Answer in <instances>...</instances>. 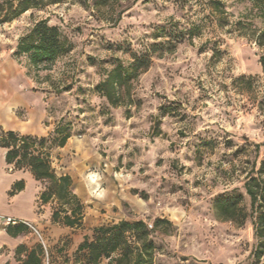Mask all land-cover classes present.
<instances>
[{
  "label": "rangeland",
  "instance_id": "1",
  "mask_svg": "<svg viewBox=\"0 0 264 264\" xmlns=\"http://www.w3.org/2000/svg\"><path fill=\"white\" fill-rule=\"evenodd\" d=\"M97 1L44 0L0 20V62L15 66L0 96H43L48 122L70 130L64 146L53 133L41 150L74 182L77 229L92 240L100 226L141 219L155 264H264L251 255L252 218L223 219L215 205L237 191L251 212L245 182L264 158L263 16L251 0H221L220 21L211 0ZM43 19L71 50L36 71L15 52ZM119 65L131 77L111 90L120 98L113 104L102 84ZM45 204L72 208L57 196Z\"/></svg>",
  "mask_w": 264,
  "mask_h": 264
},
{
  "label": "trees",
  "instance_id": "2",
  "mask_svg": "<svg viewBox=\"0 0 264 264\" xmlns=\"http://www.w3.org/2000/svg\"><path fill=\"white\" fill-rule=\"evenodd\" d=\"M251 1L264 18V0ZM43 2L44 0H0V20L4 22L13 20L31 8L43 7ZM106 3L107 0L95 2L97 5ZM210 3L215 19L217 21L223 19L225 11L223 2L211 0ZM121 18L122 15H119L115 23H118ZM191 38L192 34L189 35V39ZM257 43L264 45V28L257 35ZM70 50L71 44L60 28L50 25L47 19H43L36 22L30 31L20 38L15 54L25 56L34 70L41 71L50 69L61 56ZM260 62L264 71V55L261 56ZM137 68L135 66V70ZM131 70L134 71V69ZM130 77L131 75L119 65L108 76V80L102 84L107 97L113 104L119 103L120 98L113 96L111 90L117 84L122 85ZM53 133L61 135L58 138L59 146H64L71 136L70 130L65 126L54 128L50 135ZM50 135H23L18 131L5 130L0 125V147L7 149L6 161L13 165L14 169H29L37 180L44 183L45 188L40 195L42 203H49L57 196L64 200L65 204L71 205V209L66 206L54 209L52 221L77 227L82 206L72 189V178L67 174L57 176L51 168L48 155L41 150L44 149ZM56 139L57 136L54 140ZM23 186V181L16 182L10 194L20 191ZM245 189L250 198L251 212L249 214L240 205L243 201L241 192L233 191L220 196L215 205L219 216L223 219L245 222L248 217L252 218L257 244L251 255L256 260H260L264 258V158L260 167L257 170L256 167L253 168L252 173L248 176ZM165 222L166 220L157 219L155 226ZM6 230L9 235L14 237L23 233H33L30 227L23 223L9 224ZM151 231L146 221L141 219L132 221L122 219L112 225L100 226L95 229V238L92 240L84 238L74 253L77 256L81 253L85 260L76 258L74 264H100L104 258L109 259V264H155L153 252L156 245L150 238ZM45 244L49 255V264H53L56 260L53 251L58 255L61 248L58 247V243L51 246L48 243ZM23 251H26V254L21 257L20 254ZM16 253L18 255L17 264H46V252L40 239L31 249L20 245ZM115 254L118 256H114Z\"/></svg>",
  "mask_w": 264,
  "mask_h": 264
},
{
  "label": "crops",
  "instance_id": "3",
  "mask_svg": "<svg viewBox=\"0 0 264 264\" xmlns=\"http://www.w3.org/2000/svg\"><path fill=\"white\" fill-rule=\"evenodd\" d=\"M1 69L2 86L6 77L15 70V66L11 62H0ZM7 92V96H0V125L5 130L18 131L23 135H50L54 124L48 122L43 96H20L13 89ZM17 110L23 112V117ZM6 153L7 149L0 147V215L27 220L39 229H46L49 246L58 243L61 248L58 255L53 251L56 259L53 264H74L71 257L83 242V233L77 227L52 221L53 210L40 199L45 188L44 183L37 180L29 169H14L13 165L7 163ZM18 181H23L24 186L11 195L10 191ZM37 241L32 232L14 237L7 233L6 227H0V248H3L0 252V264H17V248L24 245L31 249ZM25 254L26 251H23L20 256L24 257Z\"/></svg>",
  "mask_w": 264,
  "mask_h": 264
},
{
  "label": "built area",
  "instance_id": "4",
  "mask_svg": "<svg viewBox=\"0 0 264 264\" xmlns=\"http://www.w3.org/2000/svg\"><path fill=\"white\" fill-rule=\"evenodd\" d=\"M1 218L3 219V223H4V227H7L9 224H17V223H23L27 226L30 227V229L33 231V233L41 240L44 248H45V252H46V264H49V255H48V251H47V246L45 244V241L42 237V234L39 230V228L32 224L31 222L27 221V220H23V219H17L14 217H10V216H1Z\"/></svg>",
  "mask_w": 264,
  "mask_h": 264
}]
</instances>
